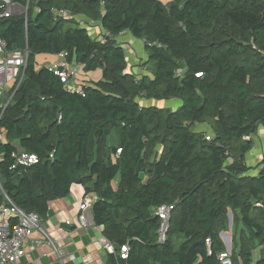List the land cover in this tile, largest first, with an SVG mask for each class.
Returning <instances> with one entry per match:
<instances>
[{
    "label": "trees",
    "instance_id": "obj_1",
    "mask_svg": "<svg viewBox=\"0 0 264 264\" xmlns=\"http://www.w3.org/2000/svg\"><path fill=\"white\" fill-rule=\"evenodd\" d=\"M52 8L111 35L97 40ZM124 31L143 41L145 74L127 71ZM0 38L29 51L0 98V182L17 206L44 221L81 185L115 250L105 264H220L229 220L233 264H264V151L256 174L245 158L264 127V0H29L26 18L0 16ZM61 51L101 78L77 92L36 68L35 53ZM166 99L181 104L148 103ZM14 150L38 161L12 168ZM160 204L173 206L162 242Z\"/></svg>",
    "mask_w": 264,
    "mask_h": 264
},
{
    "label": "built area",
    "instance_id": "obj_2",
    "mask_svg": "<svg viewBox=\"0 0 264 264\" xmlns=\"http://www.w3.org/2000/svg\"><path fill=\"white\" fill-rule=\"evenodd\" d=\"M28 4L29 0H26L25 3H21L18 0H1L0 16L7 17L16 13H24L26 18ZM51 14L54 19L64 18L76 20L80 26L86 27L91 35L96 36V39L102 42L105 41L107 36L111 35L107 29L101 27L98 21L89 20L81 15L73 14L68 9L52 8ZM28 53L27 47L8 50L6 43L0 38V98L4 95V91L8 86V80L15 77L18 70H23L26 66ZM45 67L57 75L61 82L66 84L72 83V79L76 77L78 71L76 64L67 60L65 51L57 53L56 60L46 64ZM69 86L71 90L81 92V89L78 87L73 85ZM205 138L209 139V134H206ZM116 152H119V149ZM12 156L14 158L12 168L17 164L28 165L38 161L36 155L21 150H14ZM49 157H51V154ZM0 194L2 195V199L0 200V264H21L20 258L25 255L26 247L34 248V246L43 243L52 245L57 253L58 250L55 247L56 241L49 238L42 230L39 216L35 212H28L17 206L3 191L1 182ZM95 199L96 197L93 194L84 195L82 198L77 214L78 225L82 228L93 226L100 231L101 246L106 252L113 253L115 250L112 243L102 235V227L96 225L93 221L91 209ZM172 208L173 206L171 204H160L155 208V214L159 218L157 236L160 242L165 239ZM70 223V220L65 221L67 225ZM58 230H61L59 226ZM36 231L40 232L39 236H34ZM66 236L68 234L62 235L61 238H65ZM206 242L209 243V240H206ZM127 250V244L121 246L120 256L125 257ZM217 258L220 264H233L230 256V246L229 248L226 246L225 250L220 252Z\"/></svg>",
    "mask_w": 264,
    "mask_h": 264
},
{
    "label": "crops",
    "instance_id": "obj_3",
    "mask_svg": "<svg viewBox=\"0 0 264 264\" xmlns=\"http://www.w3.org/2000/svg\"><path fill=\"white\" fill-rule=\"evenodd\" d=\"M128 40L131 41L130 38ZM134 46L137 47L139 44L134 42ZM142 51L145 55L144 50ZM50 58L49 63L56 60V55L52 54ZM144 58L142 61L145 60ZM72 62L74 63V61ZM132 65L131 70L129 69L130 72L138 76L146 73L141 65L135 62ZM76 66L78 71L76 77L72 79V83L79 89L85 85H92L93 82L101 78V69L85 71L81 64H76ZM152 102L148 101V103ZM172 103L175 106L178 105L177 101L173 100ZM199 128L201 126H198ZM263 138L264 127L260 126L254 138L256 148L255 150L252 148L245 157L248 166L256 167L261 160L264 151ZM84 195L83 187L74 184L66 197L49 202L47 218L41 221L40 225L47 236L56 241L55 247L58 252L56 253L55 248L48 243L34 246V248L26 247L25 255L20 258L21 264H105L107 252L101 246L100 231L93 226L82 228L78 225L77 214ZM66 220H70L71 223L65 224ZM58 226L61 230H58ZM39 234L40 232L36 231L34 236H39ZM64 234H68V236L61 238Z\"/></svg>",
    "mask_w": 264,
    "mask_h": 264
},
{
    "label": "rangeland",
    "instance_id": "obj_4",
    "mask_svg": "<svg viewBox=\"0 0 264 264\" xmlns=\"http://www.w3.org/2000/svg\"><path fill=\"white\" fill-rule=\"evenodd\" d=\"M164 1H166V0H164ZM124 33L127 36H125ZM129 38L131 39V41L128 40ZM116 40L125 50L126 60L128 63V66H127L128 70L127 71H129V69L132 68V66H133L132 63H134V62L141 65L140 63L143 62L142 60H143L144 56H146V54L144 55L143 51H142V50H145L143 47V41L133 37L127 31L120 33L116 37ZM134 42L139 44V46H137V47L134 46ZM51 55H52V53H47V52L35 53L34 63H35L36 68H40V67L48 64L51 61V58H50ZM144 59H146V57ZM20 73H21V70L19 69L16 76L8 80V86L13 83V81L19 76ZM173 100L178 102L177 106H175L172 103ZM152 104L155 106H158V107H168L171 109H176L181 104V101H180V99L153 100ZM198 126H201V128H199V129L205 131L206 133H209V134L212 133L211 127L208 124H201V125L196 124L194 126V129L197 130ZM112 136H113V134L110 135V137H109V143H111ZM254 138H255V135L253 136V147H252L253 149L252 150H255V148H256V143H254ZM0 139H4V132L3 131H0ZM255 168L253 165L249 172L252 174H256L259 168H258V166ZM116 179H117V177L114 178V180L112 182L113 185H116ZM230 225H231V221L229 220V224H228L229 228H230ZM229 228L224 233H225V235L229 236V238H230ZM222 238L224 241L226 240V237L224 235L222 236ZM259 249H260V246H257L253 250V254H252L253 261H256L259 258V255H260Z\"/></svg>",
    "mask_w": 264,
    "mask_h": 264
},
{
    "label": "water",
    "instance_id": "obj_5",
    "mask_svg": "<svg viewBox=\"0 0 264 264\" xmlns=\"http://www.w3.org/2000/svg\"><path fill=\"white\" fill-rule=\"evenodd\" d=\"M16 14H17V13H16ZM10 100H11V98H10ZM10 100H9V101H10ZM8 103H9V102H8ZM8 103H7V104H8ZM7 104L4 106L3 109H5V107L7 106ZM229 216H230V214H229ZM230 221H231V220H230ZM220 235H221V236L224 235V236L226 237L225 244H226V246L229 248V246H230V238H229V236L225 235V233H221Z\"/></svg>",
    "mask_w": 264,
    "mask_h": 264
}]
</instances>
